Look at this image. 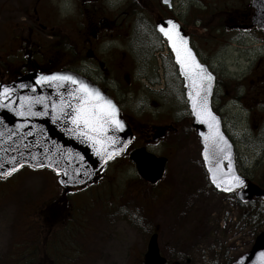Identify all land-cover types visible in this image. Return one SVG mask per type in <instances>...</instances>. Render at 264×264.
Listing matches in <instances>:
<instances>
[{
    "label": "rangeland",
    "instance_id": "obj_1",
    "mask_svg": "<svg viewBox=\"0 0 264 264\" xmlns=\"http://www.w3.org/2000/svg\"><path fill=\"white\" fill-rule=\"evenodd\" d=\"M28 1L0 0V43L3 27L10 28L13 19L23 17L19 10L13 13L9 10L16 9L17 4L26 8ZM51 1L58 9L59 17L55 20L60 18L52 23L51 30L69 28L66 21L76 17L70 16L74 1ZM250 2L173 0L172 9H168L161 0H97L98 10L112 12L116 25L125 13L133 16L128 37H118L123 31L115 32L111 43L105 41L100 45L103 50L109 44V53L104 52L108 54L105 59L113 64L111 95L136 121L139 131L145 123L157 125L169 120L182 128L147 146L150 153L169 160L167 174L158 185L146 184L134 165L128 164L119 171L115 184L108 179L102 185L106 189L75 194L76 205L72 201L69 206L71 212L75 209V215H64L67 219L61 226L62 235L75 245L74 250H69L74 263L139 264L146 238L144 231L153 232L155 226L159 228L160 252L169 264H231L250 251L257 232L252 215L261 209L259 202L253 201V208L246 209L235 193L220 194L211 186L202 163L199 138L191 126L183 89L174 77L166 46L162 48L163 56L158 55L160 60L151 65L142 63V35H151L150 23L156 11L169 10L188 32L194 33L200 45L203 44L200 33H204L196 30L197 26L203 29L202 23L210 29L203 56L219 81L214 104L223 119L224 131L236 146L239 172L252 179L254 171L264 170V93L257 94L252 85L242 97L244 89L237 83L255 78V62L264 57V34L258 30L249 33L231 30L227 28L226 15L249 8ZM131 3L142 6L141 16L135 17L137 12ZM8 6L10 9L2 13L1 8ZM68 31L71 38H76ZM261 64L264 67V60ZM126 74L131 77L129 83L125 81ZM162 79L167 80L166 92L161 88L164 85L158 83ZM252 107L261 113L254 126L248 117ZM140 135L138 132L137 144ZM107 174H111V169ZM60 192L56 176L46 169L23 168L0 181V264H14L22 240L19 236L33 233L30 227L38 225L37 211L46 208V203ZM112 201L119 203V212H110ZM83 215L85 224L81 228Z\"/></svg>",
    "mask_w": 264,
    "mask_h": 264
},
{
    "label": "water",
    "instance_id": "obj_2",
    "mask_svg": "<svg viewBox=\"0 0 264 264\" xmlns=\"http://www.w3.org/2000/svg\"><path fill=\"white\" fill-rule=\"evenodd\" d=\"M161 1L171 7V0ZM251 6V27L264 31V0H252ZM156 31L166 42L183 81L210 184L220 193L237 191L244 204L255 198L264 201V188L238 172L235 146L224 132L221 117L213 111L216 75L199 63L190 38L175 19L160 20ZM157 130L153 141L166 134V128ZM132 141V129L117 102L72 71H32L9 84L0 83L2 179L30 167L59 175L58 183L64 190L82 187L116 155H122ZM130 160L140 177L152 185L166 175L167 159L145 148L132 152ZM145 262L167 264L160 255L157 234L149 241ZM232 264H264V231L251 250Z\"/></svg>",
    "mask_w": 264,
    "mask_h": 264
},
{
    "label": "flooded vegetation",
    "instance_id": "obj_3",
    "mask_svg": "<svg viewBox=\"0 0 264 264\" xmlns=\"http://www.w3.org/2000/svg\"><path fill=\"white\" fill-rule=\"evenodd\" d=\"M73 1L75 4L70 16L76 17L68 18L66 21L67 24L70 25L69 28L63 26L57 32L51 30L52 23H57L60 19L55 20L56 17H59V14L58 9L51 0H30L28 1L26 8L20 4H17L16 9H10L11 6L1 8L2 13H6L9 9L11 13L19 10L23 16L19 18V20L13 19L14 21L10 28L4 23L6 26L3 27V42L0 43L1 83H10L32 71L49 73L53 71L68 70L98 84L103 90H106L111 95L109 83L112 78L113 64L110 63L109 59H105V55H108L109 44H107L103 50L100 49V45L104 44L105 41L111 43L115 32L123 31L118 37H128L127 31L130 27L129 20L133 16H131L130 13L128 15L125 13L122 18L123 20L116 25L112 12L98 10L96 3L97 0ZM140 8L139 11H135L137 12L135 17H139L143 14L141 5ZM252 12L251 8L227 12V28L238 30L237 27L242 26L244 23L248 24V19L252 16ZM168 18H175L169 10L164 9L162 11H156L155 18L151 20L152 22L150 23L151 29H153L151 35L149 33L146 36L145 34L142 35V42L144 44L147 43L148 45V47H146V53L142 56V63L145 62L147 65H151L153 62L160 60L158 55L163 56L162 48L165 47V44L163 39L156 32L155 25L157 21ZM200 28L203 29H199L198 26L197 29H194L199 30L200 32L203 31L204 34L200 33V38L203 43L202 45L197 42L194 33L188 32L186 28L184 29L191 38V44L201 64L208 65L211 68L212 66L208 64L203 56L204 52L207 51L206 46L209 41V33L205 25H202V23ZM68 30L75 34L76 38H71ZM254 30L256 29L252 28L246 33ZM205 31L208 34H205ZM147 40H152V42ZM153 40L155 41L154 43ZM170 57L174 77L182 82L179 78L178 69L174 65L173 58L172 56ZM258 67L262 73L261 77L257 76V79L259 82H264V68L261 67V64H259ZM161 69L162 66L160 67V72ZM158 83L164 85L161 86V88L166 92L167 80L164 81V79H162ZM260 88L264 92V86H260ZM156 127L167 128L165 138L172 133H178L182 128L180 125H177L170 120L165 122L161 121L157 125L143 124V130L140 131L141 135L139 143L137 144V140L134 141L135 143L128 147L122 156L114 158L96 180L82 188H71L68 191H63L61 189L60 194L53 198V201L48 202L45 208L47 223L51 224L55 222L53 220L56 218H61L65 215L64 213L67 210L68 205L74 201L76 193L87 192L88 190L92 192L102 188L106 189L105 187H102V185L108 179L111 183L115 184L118 179L119 171L125 168L128 164H132L129 157L133 150L147 147L148 144H157L160 142H153ZM110 169L111 174H107ZM110 204V212L113 210L116 213L119 212L117 209L119 203L116 204L115 201H112ZM68 215L74 216L75 209H73V212H69ZM81 222V228H83L85 224L84 215ZM158 231V226H155V230H153V232L149 231L148 234L144 231L146 238L144 239V251L139 257V264H146L144 256L147 252L149 239ZM45 239L48 242H51L54 237L51 234H48L45 236ZM172 264H176V262H173Z\"/></svg>",
    "mask_w": 264,
    "mask_h": 264
},
{
    "label": "trees",
    "instance_id": "obj_4",
    "mask_svg": "<svg viewBox=\"0 0 264 264\" xmlns=\"http://www.w3.org/2000/svg\"><path fill=\"white\" fill-rule=\"evenodd\" d=\"M140 9H141L140 5L138 6V4L136 3L134 5L133 10L138 11ZM154 42L155 41L153 40V43ZM142 47L144 49V53H146V47H148L147 43L142 45ZM256 82L257 80L250 81L245 79L237 83L240 86V88L244 89L243 91L244 94L242 95V97H245V94H247L246 92L248 90L250 91V89L253 87L252 85L254 84L252 83H256ZM217 96L218 95H216V98ZM215 110L216 112L219 111L218 108H215ZM248 112H249V116H248L249 121L251 125L254 126L256 121H258L261 118V113L257 111L256 108L253 107L250 108ZM126 117L129 123L133 126L135 132L136 133L139 132L138 127L136 125V121L127 114ZM251 180L256 184H258L260 187L264 188V170L259 173H257V171H254ZM254 201H258L259 202L258 206L261 207V209H258L255 216L252 215V218L255 220L256 223L255 225L257 228V232L254 235L256 236L259 232L264 230V221H263L264 202H262L261 200H254ZM254 204L255 203H253L252 201L247 205H243V207L247 209L252 206L251 208H253ZM46 217L47 215L45 209L41 208L36 213V219L38 225L36 227H30V230H33V233L30 234V232L29 233L26 232V234H22L21 236H19L20 239L22 240L20 241V245H19L20 248L17 251L18 258L15 259L14 264H76L74 263L71 252L69 251L72 249L74 250L75 247L73 246L75 245L71 243L70 238L62 235L63 228L61 226L65 221V219L67 218L66 217L56 218L55 220H53L55 222L52 221L53 223L48 224L46 221ZM48 234H51L54 237V239H52L51 242H48L45 239V236Z\"/></svg>",
    "mask_w": 264,
    "mask_h": 264
}]
</instances>
